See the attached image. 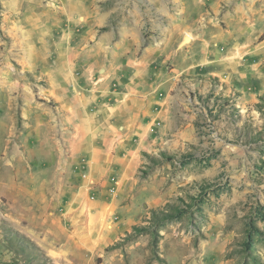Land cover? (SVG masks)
<instances>
[{
    "label": "rangeland",
    "instance_id": "obj_1",
    "mask_svg": "<svg viewBox=\"0 0 264 264\" xmlns=\"http://www.w3.org/2000/svg\"><path fill=\"white\" fill-rule=\"evenodd\" d=\"M0 264H264V0H0Z\"/></svg>",
    "mask_w": 264,
    "mask_h": 264
},
{
    "label": "crops",
    "instance_id": "obj_2",
    "mask_svg": "<svg viewBox=\"0 0 264 264\" xmlns=\"http://www.w3.org/2000/svg\"><path fill=\"white\" fill-rule=\"evenodd\" d=\"M99 93L96 95L95 93H91L89 94V97L94 98L95 96L98 97V103H99V109H103V106H105L106 102H107V95H106V91L107 88L106 86H100L98 87Z\"/></svg>",
    "mask_w": 264,
    "mask_h": 264
},
{
    "label": "water",
    "instance_id": "obj_3",
    "mask_svg": "<svg viewBox=\"0 0 264 264\" xmlns=\"http://www.w3.org/2000/svg\"><path fill=\"white\" fill-rule=\"evenodd\" d=\"M191 38L187 34L183 35L181 41L179 42L177 48H181L184 46L186 43L190 42Z\"/></svg>",
    "mask_w": 264,
    "mask_h": 264
}]
</instances>
